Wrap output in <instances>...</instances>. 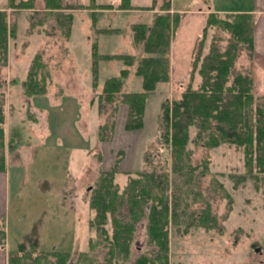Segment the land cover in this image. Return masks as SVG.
Listing matches in <instances>:
<instances>
[{
  "label": "rangeland",
  "instance_id": "374dc122",
  "mask_svg": "<svg viewBox=\"0 0 264 264\" xmlns=\"http://www.w3.org/2000/svg\"><path fill=\"white\" fill-rule=\"evenodd\" d=\"M80 1L88 3L87 0H63V3L78 5ZM166 1L156 0L155 6L162 8ZM169 1V13L181 16L170 64L173 67L171 78L169 76L167 82L158 83L155 90L148 94L143 127L128 131L124 128L127 106L120 99L122 93L143 91L142 78L134 72L139 54L134 56V65L126 67L122 60L104 57L133 54L131 48H141L133 40L131 47H127L124 41L120 43L122 33L118 27L129 15L123 14L121 18L116 14L114 19L112 14L109 22L114 25L107 35L104 30L92 33V46H96L99 56L97 87L93 88V51L88 66L82 57L85 48L77 44L76 56L71 54L68 47L70 33L68 37L64 35L63 15L73 17L74 37L76 35L78 39L77 23L84 15L82 13L97 7L80 5L82 9L44 15L41 9L36 8L33 11L8 9V0H0V10L6 11L8 24L14 30V35L8 39L9 67L7 64V68L1 69V76L6 82L3 89L6 97V170L5 174H0L2 195L6 193L3 216L9 249L31 253L32 258L25 260V264H36L32 259H39L37 264H56L54 256H44L52 252L69 253L66 264H106L108 243L103 235H98L95 227L89 226L96 215L89 202L98 189L100 178L117 164L113 183L119 194L123 193L129 177H136L139 171L168 172L171 178L170 150L159 140L160 106L163 101L180 99L188 86L198 88L197 74L193 83H188L192 67L191 44L198 35L200 37L201 28L211 13L206 9V0ZM151 2L137 0L141 6H149ZM36 5L39 7L42 4L35 0ZM118 7L110 10L116 13L113 10H118ZM151 12L138 11L133 20L145 22L148 18L153 19ZM92 15L93 24L97 22V14ZM214 16L216 20L235 21L233 15ZM30 25L34 28L33 33L42 34L44 45H41L39 36L29 35ZM235 40L231 31L220 25H211L202 46V58L212 45L224 52ZM197 45L195 43L192 59L196 58ZM244 47L239 44L240 50L236 52V73L250 71L248 64L244 63V60H250ZM37 55L35 79L40 86H44L45 93L27 98L23 82ZM244 64L246 66L242 67ZM119 67L129 71L121 92L113 103L103 104L100 110L97 97L107 79L120 75ZM252 81L253 94L262 96V89L256 87L253 78ZM27 109L37 123L27 116ZM102 126H106L103 141L99 138ZM195 133V128H191L186 149L192 166L197 167L198 185L192 186V189L200 198L194 203V196H187L185 218L182 216L176 224H169L168 264H264V176L235 186L232 177L246 171L242 150L228 144L214 149L205 148L194 143ZM203 170L204 174H199ZM173 186H170L171 193ZM223 191L229 199L225 198ZM206 204L217 218L218 227L206 230L193 226L183 232L185 225L193 216L196 219ZM125 213V208L121 207L115 215L118 219H125ZM145 224L143 220L137 225L131 245V260L154 249L146 242ZM104 228L111 235L110 214Z\"/></svg>",
  "mask_w": 264,
  "mask_h": 264
},
{
  "label": "trees",
  "instance_id": "16d2710c",
  "mask_svg": "<svg viewBox=\"0 0 264 264\" xmlns=\"http://www.w3.org/2000/svg\"><path fill=\"white\" fill-rule=\"evenodd\" d=\"M44 15L62 13L65 10L82 9L79 5H65L63 0H42ZM93 1V0H92ZM35 0H8V9L34 10ZM156 0L148 8L139 10H153ZM95 9L110 10L111 6H101ZM118 10H132L130 0H121ZM161 11L166 14H158L151 25L134 24L131 27L134 44L141 46L146 56L138 59L135 74L142 78V92L122 93L121 102L127 106V114L124 128L128 131L139 130L143 127L146 99L153 92L158 83L167 82L170 74L169 52L171 42L176 35V29L180 24V14L169 13L170 1L167 0ZM214 13L208 17L202 28L201 36L196 41L197 54L192 59L189 83L193 82L194 75L200 78L199 86L193 89L188 86L181 94L180 99L172 102L163 101L159 115L160 135L162 145L170 150L171 178L168 172H156L152 170L139 171L136 177H129L123 193L119 194L113 183L116 175V167L105 173L100 178L98 189L94 192L89 202V207L96 212L94 221L89 223L90 228L95 227L98 235H103L108 243L109 256L106 264H168L169 253V224H176L180 217L186 216L188 209L187 196H194L193 202L200 198L198 193H193L192 186L198 185L199 175H195L197 167L192 166L191 157L186 149L190 141V129L195 128L194 143L208 149H214L222 144L234 145L243 152L245 173L235 175L234 185L243 183L248 179L257 181L259 176H264V95L253 94V81L251 72L246 70L234 72L239 44L245 46L249 58L252 57V32L253 20L251 15H233L234 22L216 20ZM217 15V14H216ZM59 16V15H58ZM65 36L70 33L72 16L64 14ZM59 23V21H58ZM211 25H220L232 32L236 38L231 41L224 52L212 45L206 56L202 58V46L206 40V33ZM14 35L13 28L8 24L7 13L0 10V173L6 170L5 157V81L1 76V69L7 65L8 39ZM195 48V47H194ZM92 73L93 88L97 87V61L96 46H92ZM104 58L122 60L125 66L134 64L131 55H109ZM37 55L31 63L26 81L23 83L24 94L34 97L45 93L44 86H40L35 79L37 70H34ZM201 62V63H200ZM200 63V64H199ZM128 70L120 71L118 77H112L105 81L101 93L98 95L100 110L103 104H111L120 94ZM230 80L229 78H232ZM29 108V106L27 107ZM27 116L33 118L27 109ZM36 122V119H32ZM100 128L99 138L103 141V130ZM205 172L203 170L201 173ZM204 174V173H203ZM173 186V192L170 186ZM224 192V191H223ZM225 198L229 199L224 192ZM125 208V219H118L116 212ZM111 216V235L104 228L107 215ZM192 217V216H191ZM194 217V216H193ZM185 225L183 232L190 227H203L206 230L218 227L217 218L212 214L208 204L200 210L196 219ZM143 220L145 224L146 242L153 247L149 253H142L131 260V245L137 225ZM195 221V223L193 222ZM5 218L0 224V244L5 239ZM181 232L180 230H178ZM177 231V232H178ZM54 256L56 264H66L69 253L52 252L44 256ZM85 258L83 254H80ZM31 253L25 251L10 252L8 264H25ZM120 260L122 261L120 263ZM39 263V259H32Z\"/></svg>",
  "mask_w": 264,
  "mask_h": 264
},
{
  "label": "crops",
  "instance_id": "0c3cea01",
  "mask_svg": "<svg viewBox=\"0 0 264 264\" xmlns=\"http://www.w3.org/2000/svg\"><path fill=\"white\" fill-rule=\"evenodd\" d=\"M87 1H88V3H83L80 1L78 3V5H83V6H87V7H92V5H94L95 7H101V6L116 7V6H119L120 2H121V0H115L114 3L110 2V0H93L92 1L93 3L90 4V1L89 0H87ZM107 1H108V3H107ZM39 2L42 5L39 7H37V5L34 6V10L41 9L42 11H44L43 1L39 0ZM88 4H90V5H88ZM130 5H131V7H134V8H141V7L145 8V7H150L152 5V2H151V5H149V6L148 5L141 6V5L137 4V0H130ZM206 9L208 12L214 13L217 15H251L252 16V18H253L252 57L250 60H244V63H247L249 66V70L251 72L254 83H256V85H257V86L255 85V86L258 87V89L259 88L262 89V94H260V95H264V0H206ZM114 11L116 13H112V10H101V9L85 10V12L82 13L84 15H82V17H80L81 19L77 23V27L79 30L78 39H77L76 35L74 37V30H75L74 25L75 24H72V21H71L68 47H69L71 54L72 55L74 54V56H76L77 44H79L81 47L85 48V49H83L84 54H83V56L82 55L81 56L83 57V61L86 63V66L89 65V62H91L90 58H91V50H92V43H93L92 42V33L94 30L97 32L100 30H104V34H106V33H108V30H112L111 28L114 24H112V21L109 22V19L111 18L112 14H113L114 19L117 18V16H119V15L121 16V18L124 17L123 14L129 15V17H126V20L124 19V23H123L124 25L122 24L118 28H119V31L122 33L120 43H122L124 41V44L127 47H131L132 46V31H131L132 25H134V24L151 25L155 16L162 13L160 11V7L155 6L153 10H150V11H152L151 12L152 16H154L153 19L148 18V20H146L145 22H137L136 20H133V19L135 16H137V12L141 11L139 9L138 10H135V9H132V10H113V12ZM171 11H173V8L171 9ZM109 13H111V14H109ZM92 14H97V16H96L97 22H95L93 24H92V20H91V18L93 16ZM116 14H118V15L116 16ZM184 18H185V16H184ZM89 19L91 20V22ZM72 20H73V17H72ZM92 27H94V28H92ZM28 28H30L29 35L39 36L38 33H33V29H34L33 26L30 25V27H28ZM180 28H181V25H180ZM202 28H201V31H202ZM199 34H200V32H199ZM178 35H179V30H178V33L176 35V39L174 38L176 41L175 40H174V42L172 41V44H171L172 47H171L170 53L168 55L170 64L172 63L173 52H174V49L176 47ZM198 36L195 38L194 42L191 44V47H192V51L190 54L191 61H192V56H193L194 45H195L196 41L198 40V38H200ZM39 38H40L41 43H42L41 45H44L45 42L43 40L42 34H41V36H39ZM73 38L75 39V41ZM9 48H10V45L8 43V61H7L8 66L7 67H9V63H10ZM130 52H133V54H126V55H131L134 57L137 54H139V56H137L138 58H142V57L146 56V54L143 53L142 48H140V47L133 48V49L131 48ZM115 55H118V54H115ZM106 56H108V55H106ZM190 59H189V62H190ZM245 66L246 65L244 64V66H242V67H245ZM7 67H5V68H7ZM125 67H124V69H126ZM117 70H119V73H120V71L123 69H121V67H119ZM172 70H173V67H171V65H170V74H169L170 78H171V71ZM28 71H29V69H28ZM28 71H27V74H28ZM190 71H191V69H190ZM190 71H189V77H190ZM134 72H135V68H134ZM195 75H194V79H195ZM26 77H27V75H26ZM194 79H193V81H194ZM199 81H200V78L198 79L197 83H199ZM5 123H6V117H5ZM5 123H4V125H5ZM33 123H37V120H36V122H33ZM0 174H2V173H0ZM3 174H5V173H3ZM1 183H2V181H0V224H1L2 219L4 217L3 216V210H4V202H5V197H6L5 196L6 193H3V195H2L3 190H1V186H2ZM10 252H17V251L9 249V245H8V241H7V232H6V228H5V239H4V241H2V244H0V264H8V254Z\"/></svg>",
  "mask_w": 264,
  "mask_h": 264
}]
</instances>
